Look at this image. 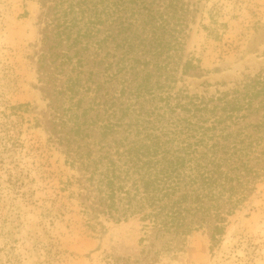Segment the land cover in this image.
Segmentation results:
<instances>
[{
	"label": "trees",
	"instance_id": "obj_1",
	"mask_svg": "<svg viewBox=\"0 0 264 264\" xmlns=\"http://www.w3.org/2000/svg\"><path fill=\"white\" fill-rule=\"evenodd\" d=\"M198 1L49 0L40 62L89 210L143 223L141 248L109 264H158L200 229L212 248L264 179V70L211 96L175 89L178 68L196 67L181 60ZM24 106L0 98L3 151Z\"/></svg>",
	"mask_w": 264,
	"mask_h": 264
},
{
	"label": "rangeland",
	"instance_id": "obj_2",
	"mask_svg": "<svg viewBox=\"0 0 264 264\" xmlns=\"http://www.w3.org/2000/svg\"><path fill=\"white\" fill-rule=\"evenodd\" d=\"M198 2L181 60L196 67L178 68L175 89L211 96L264 70V0ZM49 3L0 0V98L25 104L13 150L3 151L0 139V264H109L110 255L141 248L143 223L138 215L115 221L89 210L88 184L72 162L54 111L55 85L40 62ZM90 136L83 142L97 140V130ZM158 264H264V179L228 217L215 246L207 229L196 230Z\"/></svg>",
	"mask_w": 264,
	"mask_h": 264
}]
</instances>
